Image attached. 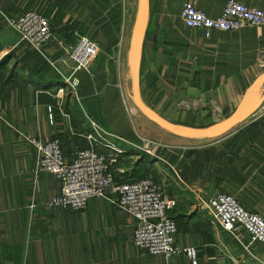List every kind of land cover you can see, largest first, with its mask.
<instances>
[{"label": "crops", "instance_id": "crops-1", "mask_svg": "<svg viewBox=\"0 0 264 264\" xmlns=\"http://www.w3.org/2000/svg\"><path fill=\"white\" fill-rule=\"evenodd\" d=\"M127 1L122 13V0H0V264H191L183 255L166 260L134 247L135 220L106 199L91 198L80 212L47 207L61 183L48 172H35L38 152L26 137L43 143L58 137L70 159L77 148L87 147L79 134L92 123L119 139L109 140L122 150L113 167L117 181L151 173L162 183L167 214L176 223L175 243L195 246L198 264H264V244L251 242L245 232L238 240L222 230L196 198L227 193L264 217V86L249 116L223 135L173 139L146 153L138 147L139 128L128 101L130 8L137 0ZM227 1L148 0L140 97L174 123L212 124L196 125L193 113L176 112L187 99L196 106L214 103L223 112L219 120L228 117L264 73V25L209 37L184 25V3L217 18ZM237 1L264 10V0ZM26 10L50 20L52 38L43 54L6 24V17ZM80 35L94 39L99 51L88 70L74 74L73 93L64 81L69 76L64 47ZM160 129L161 135L169 133Z\"/></svg>", "mask_w": 264, "mask_h": 264}, {"label": "built area", "instance_id": "built-area-1", "mask_svg": "<svg viewBox=\"0 0 264 264\" xmlns=\"http://www.w3.org/2000/svg\"><path fill=\"white\" fill-rule=\"evenodd\" d=\"M180 15L186 27L201 29L206 37L212 32L264 25L263 9L247 6L237 0H228L217 18L206 16L191 2L183 4ZM5 19L9 29L18 35L20 41L43 54V49L52 38L51 23L47 16L36 10H26L16 17ZM98 51V43L86 35H80L74 44L64 47L66 70L69 72L64 81L69 91L76 93L78 81L73 77L74 74L88 70ZM63 90L61 88L58 91ZM79 135L88 145L77 148L70 159L64 155L58 137L54 136L46 143L38 138L26 137L38 152L35 172H48L61 183L60 194L53 197L46 204L47 207L80 212L91 198H106L135 220L132 235L134 247L166 260L183 255L191 264H198L195 246H179L175 243L176 223L167 214L168 204L161 184L149 177L117 181L113 167L122 150L101 134L100 128L94 123L90 125L89 131ZM140 148L152 154L148 142ZM197 200L212 222L225 232L238 240L245 232L251 242L264 244V217L244 208L233 195L217 193L208 198L197 195Z\"/></svg>", "mask_w": 264, "mask_h": 264}, {"label": "water", "instance_id": "water-1", "mask_svg": "<svg viewBox=\"0 0 264 264\" xmlns=\"http://www.w3.org/2000/svg\"><path fill=\"white\" fill-rule=\"evenodd\" d=\"M147 17L148 0H138L127 53L131 99L135 107L163 130L176 136L189 139L216 138L245 120L255 105L259 89L264 86V73L247 89L239 105L228 117L215 121L205 128H195L174 123L142 102L139 89V63L141 43L147 24Z\"/></svg>", "mask_w": 264, "mask_h": 264}, {"label": "rangeland", "instance_id": "rangeland-1", "mask_svg": "<svg viewBox=\"0 0 264 264\" xmlns=\"http://www.w3.org/2000/svg\"><path fill=\"white\" fill-rule=\"evenodd\" d=\"M134 1H136V0H131V2H134ZM137 2H138V0H137ZM122 4L124 5V8H123ZM122 4H121V2L119 3L121 11H122V13H124L125 10H127V7H128V1L127 0H122ZM133 5L130 8V12H131L132 17L134 15V18H135L137 7L134 8ZM37 6L40 7L39 4H37ZM136 6H137V3H136ZM123 9H124V11H123ZM36 11H38V10H36ZM131 29H132V27H131ZM131 29H130L129 37L131 36ZM260 64H261V67L264 68V65H263L264 61H261ZM128 94L130 96V98L128 99L129 106H130V111L131 110L133 111V115L131 117V121H132L134 127H138L139 128V130H137V137H138L137 139L141 142V145L138 146L139 148L144 143L148 142L149 145H150V148L152 150L151 152L155 153L158 148H164L165 145L171 144L170 143V142H172L171 140L182 138V137L175 136V135H172V134L166 133V132H164V134H167L168 136L167 135H163V134L161 135L160 132H163V131H161V129L158 127V125L153 123L149 118H147L143 113H141L135 107V105H134V103H133V101L131 99V86H130V92H128ZM193 101H194V99L193 100L187 99V100L180 101L177 104V106H176V108H177L176 112H178V110H181V111H186L187 113H189V112L193 113L195 115V119L193 120L192 123H195L196 125H200V126L201 125H205L207 123H213V122L218 121L219 119H221V117H223L222 110L217 108L214 105V103L208 102L206 105L199 104L198 106H196ZM201 105L205 106V107H201ZM200 111H204V115H201ZM100 133L105 135V136H107L109 138V140H111L112 142H114V141L117 142V140H119L113 134H111L110 132L104 130L103 128H100ZM184 141L187 142L189 140H184ZM186 144H190L191 145V143H186ZM190 145H184L182 147L187 149V148H190ZM118 158H119V155H118ZM153 176H154L153 174L148 173L146 175H143L142 178L149 177V178H152L154 180ZM139 179H141V178H139ZM139 179H136V180H139ZM160 184L163 187L162 183H160ZM181 186H183V188H185L187 185L185 183V184H183ZM100 199H106V198L100 197ZM106 200H108V199H106ZM109 202L111 203V205H113L117 209H119L116 206L115 203H113L112 201H109Z\"/></svg>", "mask_w": 264, "mask_h": 264}]
</instances>
